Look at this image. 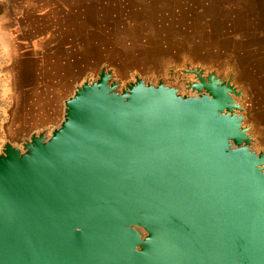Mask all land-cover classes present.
Segmentation results:
<instances>
[{"label": "water", "instance_id": "1", "mask_svg": "<svg viewBox=\"0 0 264 264\" xmlns=\"http://www.w3.org/2000/svg\"><path fill=\"white\" fill-rule=\"evenodd\" d=\"M180 73L121 87L102 69L58 126L2 145L0 264H264L245 94L231 71Z\"/></svg>", "mask_w": 264, "mask_h": 264}, {"label": "rangeland", "instance_id": "2", "mask_svg": "<svg viewBox=\"0 0 264 264\" xmlns=\"http://www.w3.org/2000/svg\"><path fill=\"white\" fill-rule=\"evenodd\" d=\"M0 1L13 6L18 2ZM69 1L72 24L77 25L84 38L86 35L87 46L70 49L72 65L79 68L75 78L65 81L62 90L58 89L62 93L57 97L59 100L70 97L75 85L96 80L102 69L110 71L121 87L134 76L152 83L163 79L179 87L191 79L180 73L186 63L223 75L231 71L235 85L245 94L240 101L245 109V123L252 127L257 148L264 150V0ZM5 11L0 6V18L4 20L3 16L10 13L9 20L19 23V51L13 42L9 45L10 52L19 59L33 54L36 50L28 46L33 33L26 32V26L21 24L30 16H16L7 6ZM15 35L11 33L13 39ZM31 64L34 68V63ZM8 74L11 75L9 59L0 54V101L5 104L0 107V150L6 141L19 145L22 138L33 132L53 129L63 114L64 101L55 123L38 115L41 112H37V107L32 111L23 103L16 110L15 97L6 92ZM21 84L20 91L29 82L23 79ZM19 97L24 102L26 99V103L30 98ZM37 98L56 100L54 96Z\"/></svg>", "mask_w": 264, "mask_h": 264}, {"label": "crops", "instance_id": "3", "mask_svg": "<svg viewBox=\"0 0 264 264\" xmlns=\"http://www.w3.org/2000/svg\"><path fill=\"white\" fill-rule=\"evenodd\" d=\"M16 5H11L5 1H0V6L9 12L16 13V16L22 15L23 18L30 16L29 20L23 19L22 26H26V32L33 33L29 47L35 49L32 56L19 59L10 52V46L13 42L18 45L19 51V23L15 19L9 20V14L0 18V45L3 47L1 55L9 59L11 75L9 78L6 92L15 97L13 106L19 110L21 104L29 105V110L41 112V117H46L50 123H55L56 113L62 105L64 99L57 98L62 95L58 89L62 90L65 81L71 82L75 78L79 65L73 66L70 60V49L73 47H86L87 37L78 32L76 26L72 24V6L70 1L66 0H17ZM58 9V16L57 10ZM20 11V12H19ZM6 12V11H5ZM8 17V20L6 19ZM19 21V19H18ZM21 22V21H19ZM67 22V23H66ZM80 30V28H78ZM16 33L11 37V33ZM82 35V36H81ZM7 37V39H6ZM6 39V41H5ZM83 41V44H82ZM67 53V55H66ZM35 67H32L31 63ZM29 82L22 86L21 81ZM37 83L32 84V81ZM52 82V83H51ZM19 95L30 97L25 102ZM56 97V100H39L37 97ZM52 99V98H50ZM59 104V105H58Z\"/></svg>", "mask_w": 264, "mask_h": 264}]
</instances>
